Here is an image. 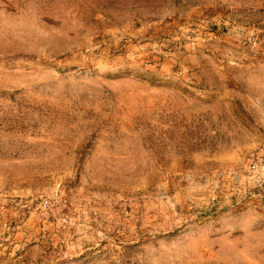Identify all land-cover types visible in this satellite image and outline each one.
I'll return each instance as SVG.
<instances>
[{"label":"rangeland","instance_id":"374dc122","mask_svg":"<svg viewBox=\"0 0 264 264\" xmlns=\"http://www.w3.org/2000/svg\"><path fill=\"white\" fill-rule=\"evenodd\" d=\"M0 264H264V0H0Z\"/></svg>","mask_w":264,"mask_h":264}]
</instances>
